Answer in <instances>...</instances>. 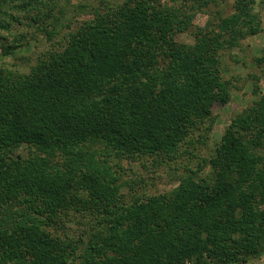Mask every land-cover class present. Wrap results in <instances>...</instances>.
I'll list each match as a JSON object with an SVG mask.
<instances>
[{"label":"trees","instance_id":"obj_1","mask_svg":"<svg viewBox=\"0 0 264 264\" xmlns=\"http://www.w3.org/2000/svg\"><path fill=\"white\" fill-rule=\"evenodd\" d=\"M219 1L0 0L1 55L64 29L28 70L0 67V264H231L264 252L263 94L172 189L140 192L117 172V160L169 164L207 143L212 106L233 87L221 51L261 31L257 0L229 13ZM188 29L193 42L178 41Z\"/></svg>","mask_w":264,"mask_h":264},{"label":"rangeland","instance_id":"obj_2","mask_svg":"<svg viewBox=\"0 0 264 264\" xmlns=\"http://www.w3.org/2000/svg\"><path fill=\"white\" fill-rule=\"evenodd\" d=\"M72 1L74 3L83 1L95 3L97 0ZM219 4V7L223 8L225 13L233 10V0H220ZM215 8L217 7L211 5L208 10ZM255 11L260 16L261 31L256 35L240 40L238 46L221 51L222 73L225 78H232L233 87L230 93V100L226 104H214L212 106V114L215 121L208 133L209 139L207 143L200 145L189 154L170 161L169 164H159L153 161L151 157L117 160L121 165L117 172L123 179L136 178L140 192L159 193L177 186L180 175L185 174L187 169L196 170L198 165L202 164V158L209 157L213 153L215 145L220 140L230 119L250 105L259 95H264V0H257ZM207 18V11L197 12L193 17L191 30L196 31L201 26H204ZM63 31L64 29L61 33L50 38L37 31L31 47L18 50L12 55H1L0 48V67L5 63V65H10L20 70H28L40 54L58 48L63 43ZM176 39L182 42H193L194 35L188 29L177 34ZM258 58H262V61H257ZM253 85L254 87L257 86L256 91H253ZM194 145L198 146V143H194ZM208 169L209 165H203V171ZM122 190L127 191L126 186ZM209 264L215 263L210 262ZM231 264H264V252L259 256L250 257L246 262Z\"/></svg>","mask_w":264,"mask_h":264}]
</instances>
